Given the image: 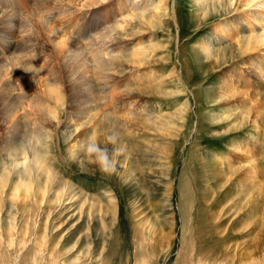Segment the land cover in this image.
I'll return each instance as SVG.
<instances>
[{
	"label": "rangeland",
	"instance_id": "374dc122",
	"mask_svg": "<svg viewBox=\"0 0 264 264\" xmlns=\"http://www.w3.org/2000/svg\"><path fill=\"white\" fill-rule=\"evenodd\" d=\"M28 1L0 0V49L13 3L28 29L11 30L19 48L2 60L25 53L33 35L35 66L45 67L16 109L0 106V264H264V45L246 54L238 45L264 32V10L234 11L229 0H42L54 4L47 16ZM42 18L68 36L90 21L97 29L55 44ZM68 56L63 84L57 68ZM23 61L30 85L34 59ZM7 68L0 94L20 83ZM79 70L94 86L90 100L67 89L79 87ZM23 124L39 137L18 136ZM90 147L107 155L108 170Z\"/></svg>",
	"mask_w": 264,
	"mask_h": 264
},
{
	"label": "bare ground",
	"instance_id": "6f19581e",
	"mask_svg": "<svg viewBox=\"0 0 264 264\" xmlns=\"http://www.w3.org/2000/svg\"><path fill=\"white\" fill-rule=\"evenodd\" d=\"M70 2H73V0H69ZM225 1H227L228 2V0H215L214 2H213V4H214V6H216V7H224V6H222V3L223 2H225ZM30 2H32V0L30 1H28V3H30ZM35 2V10L33 9V12H35V13H44L45 15H50L49 14V12H48V10L51 8V6L53 5L54 6V4H49L48 2H46V1H42V0H35L34 1ZM54 2H57V0H55ZM66 1L65 0H63V1H61V3H65ZM69 2V3H70ZM263 2H264V0H237L236 2H234V0H229V6L232 8V10H234V11H236V9L238 8H240V7H249L250 9L251 8H254V11H261V10H264V4H263ZM262 4V5H261ZM34 5V4H33ZM49 5V6H48ZM11 6H13V7H9L10 8V13H12V14H10V13H5L6 14V18H8V23L6 24L7 26H9L10 28H8L9 29V34H5L6 33V31H5V33H4V37H3V40H7V42H6V47H4L3 49H0V75H1V73H2V70L3 69H6L7 67H8V65H10L9 67H11L12 69H13V71H12V75L14 74V77L13 78H19L20 80V83H19V85H14V82L13 81H9V82H7V83H4L3 85H2V91H1V94H0V106H2L3 107V113L6 115V114H9L10 112H12L14 109H16L15 107H16V105H18V104H21L22 103V101H23V99H25L24 98V96L25 95H27V88H29V86H33L34 85V81H35V77H37V76H39V75H41V73H42V70L45 68V67H38V66H35L37 63V55H34L32 52L34 51L33 49V47H29V46H32L31 45V40L32 39H34V38H36V37H33V35H29L30 36V39H28L29 41L27 42H25L24 44H23V50L22 51H25V53H23L22 52V54H21V56H16L15 58H6L5 60H2V57L4 56V51H6L7 50V48L8 49H10V48H12L13 46H16V45H14L13 43H12V35H11V30H16L15 29V27H16V25L18 24H21V27L22 26H24V28H25V25H24V23H22L21 21H23V20H21V21H19V19H18V16H17V10H16V8H18V7H16V5L13 3V5H11ZM48 6V7H47ZM50 7V8H49ZM58 7V6H57ZM52 9V8H51ZM222 9H224V8H222ZM58 10V9H57ZM220 9H218V10H216V12H218ZM224 10H227V9H224ZM247 10V9H246ZM52 11V10H51ZM50 11V12H51ZM220 12V11H219ZM221 12H223V10L221 11ZM232 12V11H231ZM55 13V12H54ZM53 13V14H54ZM53 14H52V16H53ZM223 16V15H222ZM5 18V19H6ZM44 18V17H43ZM41 19L37 24H40V25H38V26H41V27H43V29H44V31H46L47 32V35H48V39L47 40H49V41H51V42H54L55 44H56V41L57 42H59L60 44H64V43H67V42H69L70 40L72 41L73 39L75 40V39H81V40H83L85 37H88V36H90V35H92V34H94V32L96 31V29L97 28H93V26H92V24H91V21H90V23H88V25H86V23L85 24H83L82 26H84L83 28H81L79 31H77V30H75V28H72V31L74 32V34H70V35H72L73 37H75V38H72L70 35L68 36L67 35V33H66V31H65V28H63V30L61 29V28H55L54 27V21L52 22V24H51V21H50V24L51 25H48L49 23H45L44 24V22H43V20L44 19ZM48 18V17H47ZM46 18V19H47ZM45 19V20H46ZM48 20V19H47ZM21 22V23H20ZM56 22V21H55ZM6 23V22H5ZM2 24H4V23H2ZM1 26V25H0ZM48 27V28H47ZM3 29H4V27H2ZM6 28V27H5ZM20 28V27H19ZM23 28V27H22ZM7 29V28H6ZM42 29V28H41ZM47 29V30H46ZM28 29H26L25 28V32L27 31ZM30 31V30H29ZM8 32V31H7ZM34 31H32V34H34L33 33ZM27 33H28V31H27ZM39 34H37V36H38ZM1 36V35H0ZM34 36H36V34L34 35ZM38 37H42V35H40V36H38ZM67 37H68V39H67ZM26 38V37H25ZM27 38H28V36H27ZM44 38V37H43ZM42 38V39H43ZM37 39V38H36ZM24 41H25V39H24ZM23 41V42H24ZM34 41H35V39H34ZM37 41V40H36ZM38 41H39V39H38ZM42 42V44H43V40L41 41ZM41 42H39L40 43V45H41ZM45 42V41H44ZM75 43V42H74ZM30 44V45H29ZM72 45V44H71ZM70 45V46H71ZM238 45L239 46H241L240 47V54H246V53H248V52H251V51H253L255 48H257L259 45H264V32H262L261 34H257L255 37H253V38H249L248 40H241V41H239L238 42ZM38 46V45H37ZM42 46V45H41ZM46 44H45V47L44 48H46ZM69 47V46H68ZM67 47V48H68ZM19 47L18 46H16L14 49L15 50H17ZM31 48H32V50H31ZM43 48V47H42ZM66 47H64V49H65ZM104 48V47H103ZM108 48V47H107ZM107 48H104V49H107ZM39 49V48H38ZM41 49V48H40ZM39 49V50H40ZM47 49V48H46ZM71 49H72V47H71ZM53 50H55V49H53ZM52 49H51V52L53 51ZM99 50H101V49H99ZM56 51V50H55ZM77 51V50H76ZM2 52V53H1ZM35 52H36V50H35ZM45 52V51H44ZM50 52V53H51ZM60 52V51H59ZM69 52V51H68ZM70 52H72V50H70ZM70 52H69V56H70ZM73 52H74V50H73ZM75 53V52H74ZM87 53V52H86ZM214 52H211V55L213 54ZM1 54H3V55H1ZM29 54H32L34 57L33 58H28V56H29ZM43 55V54H42ZM62 55V54H61ZM105 55V54H104ZM53 56H54V53H53ZM65 57V55L63 54L62 55V57H61V59L62 58H64ZM67 56V55H66ZM67 57V59L66 60H68L67 61V63L65 64V65H62L63 64V62L62 63H60L62 66H60V67H58L57 68V70L59 71V73H60V75H59V73H58V75L59 76H61V81H62V83L64 84L65 83V81H63V79H65V77H66V75H67V73H68V71L70 70V62H72L73 61V58H70V57ZM75 56V55H74ZM95 56V55H94ZM76 57H78V56H76ZM79 57H81V56H79ZM78 57V58H79ZM102 57V56H101ZM124 58V57H123ZM25 59V62L26 61H29V62H31V60H33L34 59V62H31V63H33V65H34V67H32L35 71L33 72L34 74H35V76H34V78H32V76H31V78H30V76H29V78L32 80V82H31V84L29 85V83H30V80H25V79H23V78H20V77H22V76H19L20 75V73L18 72L19 71V67L18 66H20L21 65V63H22V61ZM75 59V58H74ZM89 59H90V57H89ZM51 60L52 61H50V60H47L46 59V64L52 69L51 71H50V69L48 70V71H50L51 73H52V75H54L53 73H55V71H56V61H57V59L55 58V57H51ZM223 60V59H222ZM233 60V59H232ZM60 61V60H59ZM58 61V62H59ZM76 61V60H75ZM74 61V62H75ZM89 61V60H88ZM24 62V61H23ZM28 62V63H29ZM40 62V61H39ZM66 62V61H65ZM64 62V63H65ZM77 62H78V60H77ZM79 62H80V60H79ZM230 61L226 58L225 59V61H224V64H227V63H229ZM36 63V64H35ZM84 63H85V61H84ZM83 62H82V64H84ZM99 64H101L102 65V67L106 64V61L104 60V58H101L100 59V62H98V65ZM109 64H111V63H109ZM222 63L220 62V65H221ZM33 65H31V66H33ZM40 65V64H39ZM72 65V64H71ZM75 65H79V63L78 64H75ZM261 65V66H260ZM259 65V68L258 69H260V71H262V67L264 66V65H262V64H260ZM30 66V67H31ZM8 67V68H9ZM22 67H23V65H22ZM25 67V66H24ZM24 67H23V70H24ZM27 67V66H26ZM74 67V66H73ZM82 67V66H81ZM91 67V66H90ZM93 67V66H92ZM97 67H100V66H97ZM7 68V69H8ZM20 68H21V66H20ZM75 68V67H74ZM77 68V67H76ZM79 68H80V65H79ZM81 69V68H80ZM97 69V68H96ZM103 69V68H102ZM88 70H90L89 68H88ZM101 70V69H100ZM105 70V69H104ZM108 70V69H107ZM26 73H29V71L27 72L26 70H24ZM57 71V72H58ZM23 72V71H22ZM32 72V71H31ZM24 73V72H23ZM22 73V74H23ZM49 73V72H48ZM50 73V74H51ZM76 73V72H75ZM74 73V74H75ZM78 73V72H77ZM76 73V75H79L78 76V78H77V82H78V84H79V87L83 84H81V73H80V70H79V73L77 74ZM93 73V72H92ZM256 73V72H255ZM5 74V73H4ZM32 74V73H31ZM70 74H72V73H70ZM258 74V73H257ZM42 75H43V73H42ZM41 75V76H42ZM57 75V76H58ZM263 75V74H262ZM28 76V74L26 75V74H24V77H27ZM50 77H51V75H49ZM1 77H2V75H1ZM0 77V78H1ZM43 77V76H42ZM42 77H40V78H42ZM6 78H7V76H6ZM29 78H27V79H29ZM74 78V77H73ZM101 78V80H102V77H100ZM53 79H54V77H53ZM76 79V78H75ZM16 80V79H15ZM46 80V79H45ZM18 81V82H19ZM83 81H84V79H83ZM37 82V81H36ZM47 82H49V81H47ZM86 82V81H85ZM16 83V82H15ZM51 84H53V83H50L49 84V87L51 88V89H54L55 87H56V90L54 91V93H56L58 96V99H59V97L61 98V96H63V92L61 93V90H60V88L58 89V87H57V84H56V86L55 87H53V85H51ZM35 85H36V83H35ZM34 85V87H36ZM72 85V84H71ZM71 85H68L67 86V89H71V91H72V95L74 96V98L75 99H83V98H89V100L92 98V96H93V93H94V86L92 85V84H90L89 82H86L85 84H83V85H86V86H88V89H87V93L85 92L84 93V90H82V91H80L79 90V87L78 86H76V84H75V86H71ZM63 86V85H62ZM47 87V86H46ZM31 88V87H30ZM81 88V87H80ZM49 89V88H48ZM47 89V90H48ZM64 89H65V85H64ZM27 90V91H26ZM60 90V91H59ZM73 90H75V92H73ZM27 92V93H26ZM30 92V91H29ZM62 94L61 96H60V93ZM67 92V91H66ZM70 92V91H69ZM26 93V94H25ZM23 94H25L24 96H23ZM66 94H68V93H66ZM96 94H98V93H96ZM30 95V94H29ZM70 95V94H69ZM68 95V96H69ZM36 96V95H35ZM49 96H50V94H49ZM48 96V97H49ZM67 96V95H66ZM67 96V97H68ZM95 97H96V95H94ZM48 97L46 98V99H48ZM51 97H52V95H51ZM56 97V98H57ZM83 97V98H82ZM98 97V96H97ZM56 98H55V100H56ZM73 98V99H74ZM7 99H8V101H7ZM43 99V98H42ZM66 98H64L63 97V100H65ZM36 100H38V99H36ZM44 100H45V98H44ZM60 100V99H59ZM84 100V99H83ZM46 101V100H45ZM61 101V100H60ZM35 102V101H34ZM38 102H40V100L38 101ZM56 102H57V100H56ZM59 102V101H58ZM85 102V101H84ZM32 103V102H31ZM36 103V102H35ZM49 103H50V101H49ZM48 103V104H49ZM54 103V102H53ZM37 104V103H36ZM36 104L34 105V106H36ZM41 104V103H40ZM44 104V103H43ZM47 104V103H46ZM53 105V104H52ZM49 106V105H48ZM47 106V107H48ZM61 106V105H60ZM40 107V106H39ZM42 107V106H41ZM40 107V108H41ZM47 107H45V108H47ZM43 108H44V106H43ZM37 109V108H36ZM42 109V108H41ZM38 110H39V108H38ZM53 110H54V112H55V109H49V111H52L53 112ZM45 111L46 110H44L43 111V114L45 113ZM48 111V108H47V113L49 112ZM46 114V113H45ZM45 114H44V116H45ZM49 115H50V112L48 113ZM48 114H47V116H48ZM54 114H56V112L54 113ZM42 115V114H41ZM60 115V114H59ZM45 118V117H44ZM42 120V119H41ZM48 120V118H45V120L44 121H47ZM23 121V120H22ZM19 122V121H18ZM47 123V122H46ZM50 124V123H49ZM46 125V124H45ZM48 125V124H47ZM41 126V125H40ZM39 126V127H40ZM36 127H38V126H36ZM42 127V126H41ZM40 127V128H41ZM29 126L27 125V126H24V124L23 125H20V126H16L15 127V129H14V132L19 136L20 135V133L21 132H23V131H25V132H28V134H29ZM43 129H46V128H42V131H43ZM30 130H33L32 128H30ZM39 131H40V129H34L33 130V132H30V133H34L33 135H34V137H36V136H38L39 137ZM45 131V130H44ZM24 133V132H23ZM37 133H39L38 135H36ZM43 133L41 132V135H42ZM30 135V134H29ZM25 138V137H24ZM24 138H22V139H24ZM15 140H17L18 141V138L16 139L15 138ZM17 141H15L16 143H17ZM14 142V143H15ZM13 143V145H15ZM25 151L26 152H24V154H26V153H28L27 151H28V149H27V147H25ZM11 155H13L14 157H15V162H17V160H16V158H19V157H17L18 156V154H16V153H14V154H11ZM21 155H23V154H21ZM28 155V154H27ZM38 157V156H37ZM10 159H12V158H10ZM14 159V158H13ZM35 161H37L38 162V160H35ZM43 163V162H42ZM41 163V164H42ZM16 164V163H15ZM38 164V163H37ZM36 167H38V166H36ZM39 168V167H38ZM242 213V212H241Z\"/></svg>",
	"mask_w": 264,
	"mask_h": 264
},
{
	"label": "clouds",
	"instance_id": "9594fccd",
	"mask_svg": "<svg viewBox=\"0 0 264 264\" xmlns=\"http://www.w3.org/2000/svg\"><path fill=\"white\" fill-rule=\"evenodd\" d=\"M89 152H98L101 164L105 167V170H108V157L105 153L100 152V150L95 147H90Z\"/></svg>",
	"mask_w": 264,
	"mask_h": 264
}]
</instances>
